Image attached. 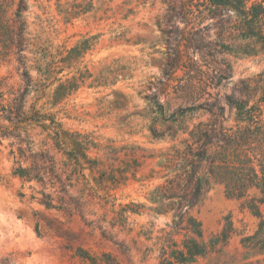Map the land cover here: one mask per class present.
<instances>
[{
	"label": "rangeland",
	"instance_id": "obj_1",
	"mask_svg": "<svg viewBox=\"0 0 264 264\" xmlns=\"http://www.w3.org/2000/svg\"><path fill=\"white\" fill-rule=\"evenodd\" d=\"M203 5L197 0H0V264H88L79 254L100 264H158L172 217L156 215L148 198L163 182L156 164L171 144L162 133L167 119L179 108L215 104L223 108L221 121L233 124L227 99L246 100V84L264 74V55L230 50V36H218L227 16H210ZM3 36L24 38L31 69L45 55L89 39L90 49L74 65L91 74L87 83L54 107L52 86L27 102L53 113L63 130L98 145L99 151L89 152L98 165L85 176L93 186L90 176L108 175L100 199L84 203L90 192L83 179L63 191L67 176L57 170L63 159L48 132L35 126L17 130L4 119L8 110L14 114L13 99L24 83L15 49H2ZM153 97L162 114L149 102ZM208 118L198 110L189 127ZM151 130L163 135L154 138ZM128 168L125 181H109ZM18 169L31 179L15 175ZM37 172L42 182L32 178ZM42 193L54 208L42 204ZM62 202L67 210L55 208ZM260 209L264 213V206ZM190 215L206 243L224 228L232 230L190 264H264V255H253L241 242L256 231L257 219L242 201L227 199L221 185L213 184ZM183 236L193 234L181 232L174 239L181 243Z\"/></svg>",
	"mask_w": 264,
	"mask_h": 264
},
{
	"label": "trees",
	"instance_id": "obj_2",
	"mask_svg": "<svg viewBox=\"0 0 264 264\" xmlns=\"http://www.w3.org/2000/svg\"><path fill=\"white\" fill-rule=\"evenodd\" d=\"M197 1L204 4L210 16H227L226 29L223 28L218 36H230L227 42L230 50L237 55H264V0ZM89 44V39H86L65 52L49 53L41 58L34 69L27 66L28 58L23 54L27 43L22 36H3L2 48L4 53L10 48L15 49L17 70H21L24 83L13 99L11 108L14 114L8 110L4 119L17 130L23 128L26 132L27 127L35 126L49 133L47 137L51 140L52 148L63 159L57 168L62 175L67 176L63 191L73 187V182L79 183L83 179L90 192V198L84 203L100 199L102 195H98V191L103 190L108 182V175L101 173L97 178L90 176L93 182V186H90L85 176V171L92 175L98 165L89 155L91 150L99 151L98 145L89 136L63 130L53 113L43 112L42 108L36 109L34 101L28 105L27 98L31 94L44 95L45 90L52 86L49 105L54 107L86 84L91 74L88 70L74 69V65L90 49ZM91 84L89 86H93ZM245 91L246 100L227 99L226 103L234 112L233 124L221 121L223 108L215 104L179 108L167 119L169 126L162 133H166L171 144L159 155L156 164L163 182L153 189L148 198L152 205L149 209L156 215L172 217L171 225H167L170 229L166 233L168 237L158 249V264H190L197 258L206 257L219 243L228 239L232 232L230 227L224 228L206 243L200 223L190 215L213 184L223 187L227 199L242 201V207L257 219L256 231L242 238L241 242L253 255H264V213L260 209L264 206V74L248 82ZM149 102L162 114V107L154 97ZM198 110L207 113L210 118L189 127V122ZM151 131L154 138L163 135ZM133 162L137 169L138 162L134 159ZM130 169L109 181L113 185L125 181ZM15 175L31 179L29 172L22 169L16 170ZM32 178L41 182L43 180L38 172ZM251 190L255 191L252 197L249 196ZM42 204L54 208L52 200L44 193ZM64 204L62 202L55 208L67 210ZM129 206L138 205L130 203ZM129 212L138 214L132 210ZM181 232L191 233L193 237L183 236L180 243L174 237ZM79 257L88 264H100L98 259L86 254H79ZM102 257L111 261L108 255Z\"/></svg>",
	"mask_w": 264,
	"mask_h": 264
}]
</instances>
